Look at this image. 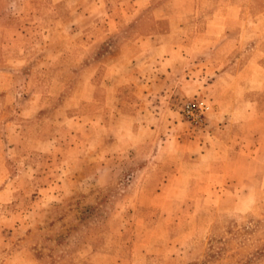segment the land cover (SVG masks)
<instances>
[{"label":"rangeland","instance_id":"obj_1","mask_svg":"<svg viewBox=\"0 0 264 264\" xmlns=\"http://www.w3.org/2000/svg\"><path fill=\"white\" fill-rule=\"evenodd\" d=\"M0 264H264V0H0Z\"/></svg>","mask_w":264,"mask_h":264},{"label":"built area","instance_id":"obj_2","mask_svg":"<svg viewBox=\"0 0 264 264\" xmlns=\"http://www.w3.org/2000/svg\"><path fill=\"white\" fill-rule=\"evenodd\" d=\"M200 106H202V105H200ZM193 111H195L194 109H193V107L192 106H188V112L189 113H193Z\"/></svg>","mask_w":264,"mask_h":264},{"label":"crops","instance_id":"obj_3","mask_svg":"<svg viewBox=\"0 0 264 264\" xmlns=\"http://www.w3.org/2000/svg\"><path fill=\"white\" fill-rule=\"evenodd\" d=\"M217 17H214L212 20H214V19H216ZM211 22H213V21H211Z\"/></svg>","mask_w":264,"mask_h":264}]
</instances>
